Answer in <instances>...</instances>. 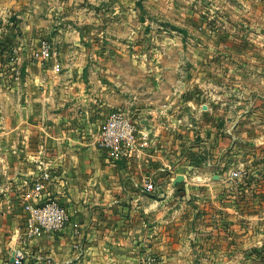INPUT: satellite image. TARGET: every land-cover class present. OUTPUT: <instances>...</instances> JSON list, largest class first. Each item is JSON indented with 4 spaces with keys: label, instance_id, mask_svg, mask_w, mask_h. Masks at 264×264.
<instances>
[{
    "label": "crops",
    "instance_id": "1",
    "mask_svg": "<svg viewBox=\"0 0 264 264\" xmlns=\"http://www.w3.org/2000/svg\"><path fill=\"white\" fill-rule=\"evenodd\" d=\"M31 5L0 0L1 21L21 20L16 72L0 58V264H14L18 252L24 264H181L191 250L181 251L174 228L180 212L190 217L195 209L200 224L230 233L224 244H240L246 221L264 226V93L250 86L248 95L229 94L219 83V92L201 99L176 90L132 102L93 70L85 75L97 61L84 59L77 30L51 41L49 23L34 29ZM4 25L1 40L13 23ZM45 44L49 60L41 57ZM115 111L143 133V146L120 161L99 146ZM41 171L52 175L46 199L67 210L69 223L35 236L22 194ZM146 182L157 190L146 192Z\"/></svg>",
    "mask_w": 264,
    "mask_h": 264
},
{
    "label": "rangeland",
    "instance_id": "2",
    "mask_svg": "<svg viewBox=\"0 0 264 264\" xmlns=\"http://www.w3.org/2000/svg\"><path fill=\"white\" fill-rule=\"evenodd\" d=\"M31 2L38 18L33 21L34 29L45 30L49 23L51 34L45 38L51 41L57 39L60 30H77L87 47L84 59L90 64L97 61V68L88 66L85 75L93 70L95 75L111 81L118 95L132 98V102L139 103L135 97L144 99L154 91L170 94L176 90L201 99L210 92H219V83L221 91L226 88L229 94L237 89L248 95L250 86L254 94L264 93V0ZM14 16L9 14L6 21L0 20V28L13 23L0 39L2 68L9 66L12 72L17 68L13 45L20 28L16 26L21 22L11 19ZM251 153L250 149L246 151ZM250 208L248 202L244 215L254 214ZM190 217L187 211L180 212L174 228L181 251L187 246L191 250L181 264H264V226H248L250 221H246L240 244L229 245L224 244L223 237L230 233L223 227L209 229L199 223L203 220L201 210L195 209ZM209 235L213 236L211 244ZM259 238L257 246L252 244ZM224 250L230 255L222 257Z\"/></svg>",
    "mask_w": 264,
    "mask_h": 264
},
{
    "label": "built area",
    "instance_id": "3",
    "mask_svg": "<svg viewBox=\"0 0 264 264\" xmlns=\"http://www.w3.org/2000/svg\"><path fill=\"white\" fill-rule=\"evenodd\" d=\"M52 56L50 45L45 44L41 57L49 60ZM141 135H143L142 131H139L137 122L131 116L115 111L101 129L99 146L109 153L112 159L120 161L143 146ZM51 180V173L41 171L35 181L25 184L22 194L25 211L31 216V226L37 227L33 233L35 236L53 235L64 230L69 223L67 210L56 201L46 199V182ZM144 190L152 193L157 189L153 183L146 182ZM25 261V255L18 252L14 264H24Z\"/></svg>",
    "mask_w": 264,
    "mask_h": 264
}]
</instances>
